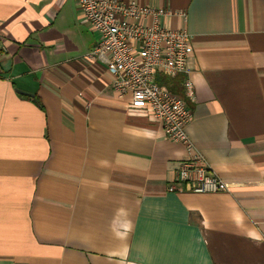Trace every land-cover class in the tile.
<instances>
[{
	"label": "crops",
	"instance_id": "1",
	"mask_svg": "<svg viewBox=\"0 0 264 264\" xmlns=\"http://www.w3.org/2000/svg\"><path fill=\"white\" fill-rule=\"evenodd\" d=\"M120 1L190 34L169 81L228 190H167L186 149L88 58L76 0H0V264H264V0Z\"/></svg>",
	"mask_w": 264,
	"mask_h": 264
},
{
	"label": "built area",
	"instance_id": "2",
	"mask_svg": "<svg viewBox=\"0 0 264 264\" xmlns=\"http://www.w3.org/2000/svg\"><path fill=\"white\" fill-rule=\"evenodd\" d=\"M76 5L82 20L98 37L87 56L105 65L112 76L113 91L119 97L128 96L131 107L143 110L167 139L186 149L187 157L176 167L167 190L197 194L227 191L228 184L193 151L185 132L192 119L185 100L155 82L157 72L168 77L187 72L193 50L187 30L161 25L160 18L170 13L163 7L120 0H76ZM184 91L193 98L188 78Z\"/></svg>",
	"mask_w": 264,
	"mask_h": 264
},
{
	"label": "trees",
	"instance_id": "3",
	"mask_svg": "<svg viewBox=\"0 0 264 264\" xmlns=\"http://www.w3.org/2000/svg\"><path fill=\"white\" fill-rule=\"evenodd\" d=\"M170 78L171 77L162 75V74H160L158 72L155 74V82L157 84H159V85L164 84V85L167 86V88L169 89L170 92L181 96L180 93H179V91L175 89V87L172 84V82L169 81Z\"/></svg>",
	"mask_w": 264,
	"mask_h": 264
},
{
	"label": "water",
	"instance_id": "4",
	"mask_svg": "<svg viewBox=\"0 0 264 264\" xmlns=\"http://www.w3.org/2000/svg\"><path fill=\"white\" fill-rule=\"evenodd\" d=\"M16 90V92L17 93H19V94H21V95H23V96H29V97H33L34 95L33 94H31V93H28V92H26V91H23V90H21V89H15Z\"/></svg>",
	"mask_w": 264,
	"mask_h": 264
}]
</instances>
